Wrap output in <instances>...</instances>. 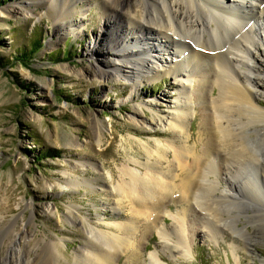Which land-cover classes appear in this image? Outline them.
Instances as JSON below:
<instances>
[{"label":"rangeland","instance_id":"1","mask_svg":"<svg viewBox=\"0 0 264 264\" xmlns=\"http://www.w3.org/2000/svg\"><path fill=\"white\" fill-rule=\"evenodd\" d=\"M117 1L125 6L129 0ZM104 3L103 0H58V6L54 5L52 10L43 0H0V264H8L9 259V264H46L45 244L49 240L60 243L56 264H73L76 253L84 246L89 226L110 235L118 234L115 225L129 224L132 215L127 200L112 192L117 169L128 158L145 162L137 139L150 144L160 142L161 147L168 148L167 142L171 140L168 130H162L156 122L152 127H157L152 130L140 126L131 120V115L133 108L141 104L138 110L142 120L149 123L153 117L160 118L167 125L168 113L179 97V87L173 85L171 76L145 82L137 94L130 96L126 82L100 81L90 74L97 58L86 49L88 45L95 46L93 41L100 25L107 21V16H100ZM70 5L72 10L67 13L73 18H67L68 21L82 17V12L86 14L84 21L81 18L84 30L77 36L66 32L69 22L61 26V20L54 17ZM116 14L113 20L123 25V14ZM58 30L62 34L60 38ZM50 40L55 43L52 47L48 45ZM35 43H38L36 50ZM263 69L260 70L264 73ZM80 71V77L74 75ZM212 94L216 96L217 90L213 89ZM259 95L264 107V91H259ZM189 114L186 133L196 141L201 107L192 105ZM94 118L102 123L101 145L92 128ZM40 153L55 156L38 160ZM168 160L173 162L171 155ZM82 163L84 166H80ZM74 181L80 186L70 185ZM259 183L264 185L263 180ZM58 186L64 188L60 190ZM224 186L222 183L220 190ZM217 193L200 204H189L191 212L187 213L185 222L188 226L191 223V227H186L184 238L190 247V257L173 248L176 245L172 239L161 240L149 219L148 225L144 220L140 221L141 226L138 223L134 238L138 259L129 260V253L117 250L112 264H152L150 254H156L161 264H263L261 225L264 221L252 218L256 215L252 206L251 210L239 212L245 202L254 203L246 199L244 192L237 200L221 198ZM171 196L162 203L160 213L152 216L157 215L158 227L169 233L175 225L172 217L186 211L184 204L175 202L177 195ZM118 200L120 207L116 205ZM214 202L228 205L220 211L224 219L229 217L226 226L224 221L216 222L215 217L222 218L219 214L203 210L205 205L210 209ZM231 209L238 215L237 219L227 215ZM241 215L252 217L244 219ZM206 218L212 223L213 234L207 230L210 228ZM8 227L19 234L14 243L16 253L12 256L9 251L13 242L5 233ZM244 227L249 235L239 230ZM4 259L6 262L2 263Z\"/></svg>","mask_w":264,"mask_h":264},{"label":"bare ground","instance_id":"2","mask_svg":"<svg viewBox=\"0 0 264 264\" xmlns=\"http://www.w3.org/2000/svg\"><path fill=\"white\" fill-rule=\"evenodd\" d=\"M103 1L100 16H107V21L100 25L93 41L95 46L88 45L86 49L97 58L90 74L100 81L126 82L130 96L137 94L145 82H156L168 75L174 79L173 85L179 87V97L168 113L167 125L154 117L147 123L139 116L138 109L142 105L133 108V122L151 130L156 122L162 130L170 132L171 142H167L168 148H163L160 142L150 144L137 139L145 162L124 160L115 175L116 185L112 187V192L126 199L131 207L129 224L115 225L118 234L113 235L89 226L84 246L76 253L73 264H112L117 250L129 253V260H137L136 231L141 220L148 225L149 219L161 240L172 239L176 245L173 248L181 249L184 256L190 257V247L184 238L186 227H191V223L188 226L185 222L187 213L191 212L189 204H200L217 192L221 198L232 200L246 193V199L254 204L245 202L239 212L253 207L256 215L241 216L264 221V185L259 183L264 182V107L259 100V91H264V73L260 70L264 62V0H129L125 6L117 0ZM44 2L52 10L54 5L58 6V0ZM72 5L54 17L61 20V26L69 22L66 32L77 36L84 30L81 18L84 21L86 14L82 12V17L68 21L67 18H73L67 13ZM114 13L123 14V25L113 20ZM57 36L62 37L59 30ZM54 44L52 40L48 42L51 47ZM74 75L80 77L81 71ZM213 89L217 90L216 96L212 94ZM194 104L201 107L196 141L193 135L186 133ZM101 124L100 120H93L92 128L99 145L104 137ZM169 155L173 162L168 160ZM94 169L100 171L97 167ZM98 175L103 178L102 174ZM108 176L113 178L110 172ZM222 183L225 186L220 190ZM70 185L77 188L80 183L74 181ZM101 191L104 192L103 187ZM172 194L177 195L175 202L184 204L186 211L181 210L172 217L175 225L169 233L164 227H158L157 215L162 203ZM120 201L116 203L118 207ZM227 207L214 202L210 209L205 205L203 210L219 214L222 218L215 217L216 222L224 221L223 226H226L229 217L224 219L220 211ZM154 213L157 215L152 217ZM233 213L231 209L227 215L237 219L238 215ZM204 220L210 228L207 230L213 234L212 223L207 218ZM261 226L264 239V224ZM239 230L249 235L245 227ZM5 233L13 242L9 251L12 256L16 253L14 243L19 234L12 227ZM23 235L26 236V232ZM45 246L46 264H56L60 255L59 240H49ZM149 260L152 264H161L156 254H150ZM261 261L264 264V259ZM5 262L4 259L2 263Z\"/></svg>","mask_w":264,"mask_h":264},{"label":"trees","instance_id":"3","mask_svg":"<svg viewBox=\"0 0 264 264\" xmlns=\"http://www.w3.org/2000/svg\"><path fill=\"white\" fill-rule=\"evenodd\" d=\"M38 47V43H35L34 45H33V49L34 50H36V48ZM48 156H51V157H53V156H55V155H51V154H49V153H40V156L38 157V160H40V159H43L44 157H48Z\"/></svg>","mask_w":264,"mask_h":264}]
</instances>
